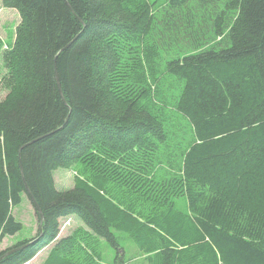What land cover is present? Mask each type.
Wrapping results in <instances>:
<instances>
[{"label":"trees","instance_id":"1","mask_svg":"<svg viewBox=\"0 0 264 264\" xmlns=\"http://www.w3.org/2000/svg\"><path fill=\"white\" fill-rule=\"evenodd\" d=\"M1 1L20 22L6 50L0 38L10 83L0 101V242L23 229L12 211L22 194L30 200L27 189L43 222L36 236L13 248L29 245L0 264L28 263L57 240L60 220L72 216L115 251L112 228L123 216L119 228L141 245L154 247L140 236L145 230L160 237L152 250L177 252L170 264H264V0L164 1L162 10L201 9L217 18L202 33L194 18L181 22L194 52L173 59L167 72L183 84L176 109L195 140L178 174L161 186L150 172L163 156L164 122L146 110L139 64L126 58L135 36L153 24L170 36L160 42L171 46L178 38L172 20L157 19L147 3L133 11L126 0ZM209 32L222 42L210 43ZM78 163L109 174L143 202L184 195L192 228H183L171 211L168 216L169 209L167 218L154 216L159 234L133 216L131 205L120 209L118 197L101 184L81 180L58 191L53 171ZM79 235L59 241L46 264H69L62 254H74ZM114 261L125 264L120 251Z\"/></svg>","mask_w":264,"mask_h":264},{"label":"rangeland","instance_id":"2","mask_svg":"<svg viewBox=\"0 0 264 264\" xmlns=\"http://www.w3.org/2000/svg\"><path fill=\"white\" fill-rule=\"evenodd\" d=\"M126 1L130 4L133 11L136 10L140 4L147 3L149 10L157 19L161 20L166 18L168 22L172 20L170 22V28L174 30V33H177L176 36L178 37L172 42L171 46L163 45L160 40L162 39L163 42L169 39L170 36L169 38L168 34L164 36L165 32L159 30L158 25L153 24L152 28H149L146 33L135 36V39L131 42V48L128 51L129 55L126 58L128 60V65L139 64V66L136 67V71H139V76L143 77L144 80L138 79L137 87L142 89L145 88L146 90L145 100L148 101L146 110L164 122L167 141L161 152L163 156L159 167L153 170V172H150V174L157 186L166 185V180L178 174L182 154L195 140L190 123H188L176 109V103L179 99L183 84L177 77L167 72V65L173 59L182 58L194 52L192 46H187V44H185V42H189L185 41L189 36V32L186 33L184 31L185 23L181 22L183 20L185 22L188 19L191 21L194 18V25L202 33L204 32V28L215 24L217 15L201 9L189 11L183 8L181 12H179L178 9L162 10L161 8H163L165 0ZM219 1H221V3L224 2V0ZM222 8L223 7H221V9ZM19 22V14L15 10L5 9L0 0V38L4 41L3 50H6V47L12 44L14 30ZM163 23L166 24L164 21ZM208 35L207 39L210 43H221L223 40L222 37H216L213 32H209ZM195 38L199 41L200 37L198 33L195 35ZM198 41L195 43L197 44ZM133 59L135 60L132 61ZM9 90V69L6 67L3 60L0 59V101L5 98ZM108 176L109 174L107 173L101 176L91 167L89 168L80 163L68 168L60 167L53 171V179L58 191L69 190L73 188L77 181L81 180L87 181L93 186H98L97 184L104 185V188L107 187L110 192H113V194L119 198L116 199L120 209L128 208V205H131L134 207L131 210L133 216L136 217L142 225H144V223H149V226L155 231H158L159 234H162V230L160 229L158 220L154 218L155 215L156 217L163 216V218H167L169 214L171 215V213H174L173 216L182 220L183 228L185 227L187 230L192 228L193 214L190 209H188L184 195L178 198H170L171 201L168 199V201L162 203L161 200H148L147 202H143L142 200L136 199L134 196L135 194H132L131 191L128 190V186L127 188ZM142 205L143 207H140ZM142 209L145 211H139ZM167 212L168 216L166 217ZM12 214L14 218L23 225V229L16 235L6 237L0 242V253L13 248L21 241L36 236L38 233V217L36 216L30 200L25 194H22V202L13 209ZM123 220V216L115 217V222L119 227ZM119 227L112 228L120 248L118 251H115L104 240L90 236L92 233L86 229L84 224L77 217L72 216L63 218L60 220V232L57 240L44 248L34 260L32 259V261L27 264H46L51 258V253L55 249L54 247L56 244L63 239L65 240L71 237L72 234L80 235L76 237L78 239V242H76L77 246L72 249V253L74 254H62V259H66L69 264H116L114 260L116 253L119 251L123 254V261L125 264H170L172 256L177 255L175 251L161 254V252L159 253L158 251L152 250L155 249L154 247H159L160 244V237H156V235L148 233L146 235L145 230L140 232V234L144 233V235H140L142 238L151 240L154 247H149L148 245H141L136 240L135 236ZM80 229L86 231L80 233L78 232ZM178 244L176 240H172V245L179 249L181 247H178L180 245ZM91 248H93V251H91Z\"/></svg>","mask_w":264,"mask_h":264},{"label":"water","instance_id":"3","mask_svg":"<svg viewBox=\"0 0 264 264\" xmlns=\"http://www.w3.org/2000/svg\"><path fill=\"white\" fill-rule=\"evenodd\" d=\"M58 85H59V83H58ZM27 191H28V195H29V198H30V202L33 204V206H34V207H33L34 210H35V211L38 213V215H39V221H40L39 224H40V226H41V225H42V222H43V215H42L41 209H40V207L38 206V204L36 203L35 199L33 198V196L31 195V193L29 192L28 189H27ZM40 235H41V230H40ZM30 243H31V242H30ZM27 245H29V243L26 244V245H23V246H20V247H17V248H13V249L7 251L3 256L0 257V260L3 259V258L6 257V256H9V255H12V254L18 252L19 250L24 249Z\"/></svg>","mask_w":264,"mask_h":264},{"label":"crops","instance_id":"4","mask_svg":"<svg viewBox=\"0 0 264 264\" xmlns=\"http://www.w3.org/2000/svg\"><path fill=\"white\" fill-rule=\"evenodd\" d=\"M39 253H41V251H40ZM39 253H38V254H39ZM38 254H37L34 258H36V257L38 256ZM34 258H33V260H34ZM31 261H32V260H31ZM29 262H30V261H29ZM26 264H27V263H26Z\"/></svg>","mask_w":264,"mask_h":264}]
</instances>
